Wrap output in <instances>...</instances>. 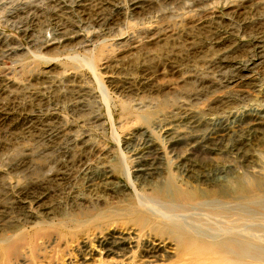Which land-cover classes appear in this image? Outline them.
I'll return each mask as SVG.
<instances>
[{
	"label": "rangeland",
	"instance_id": "rangeland-1",
	"mask_svg": "<svg viewBox=\"0 0 264 264\" xmlns=\"http://www.w3.org/2000/svg\"><path fill=\"white\" fill-rule=\"evenodd\" d=\"M258 112L264 0H0V264H168L112 224L161 184L264 240Z\"/></svg>",
	"mask_w": 264,
	"mask_h": 264
},
{
	"label": "bare ground",
	"instance_id": "bare-ground-1",
	"mask_svg": "<svg viewBox=\"0 0 264 264\" xmlns=\"http://www.w3.org/2000/svg\"><path fill=\"white\" fill-rule=\"evenodd\" d=\"M239 73L237 71L236 76ZM256 117V121H261L264 112H258ZM189 125L190 135L187 134L186 139L189 143H201L203 124L198 120L189 122ZM173 132H177L176 127H173ZM216 133L217 130L212 129L209 137ZM179 167L185 175L192 174L191 166ZM155 171L148 164L140 166L137 172L140 178L153 179ZM165 187L161 184L148 195L138 194L128 206L113 214L117 217L112 224L126 231L116 240L128 246L134 244L146 254L142 258L147 260L156 258L154 255L159 253L169 260L168 264H264V240L250 236L242 226L241 198H234L231 204L220 203L198 189L187 191ZM235 195H238L237 191ZM214 196L218 200L223 198L218 190ZM214 221L224 225L213 227Z\"/></svg>",
	"mask_w": 264,
	"mask_h": 264
}]
</instances>
